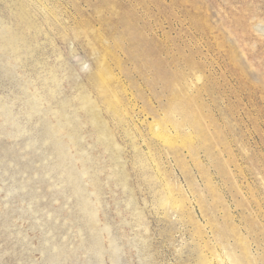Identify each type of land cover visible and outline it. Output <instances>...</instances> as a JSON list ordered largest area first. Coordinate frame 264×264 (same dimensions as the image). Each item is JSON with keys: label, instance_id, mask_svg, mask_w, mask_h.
<instances>
[{"label": "rangeland", "instance_id": "374dc122", "mask_svg": "<svg viewBox=\"0 0 264 264\" xmlns=\"http://www.w3.org/2000/svg\"><path fill=\"white\" fill-rule=\"evenodd\" d=\"M220 263L264 264V0H0V264Z\"/></svg>", "mask_w": 264, "mask_h": 264}, {"label": "bare ground", "instance_id": "6f19581e", "mask_svg": "<svg viewBox=\"0 0 264 264\" xmlns=\"http://www.w3.org/2000/svg\"><path fill=\"white\" fill-rule=\"evenodd\" d=\"M156 126V125H155ZM155 128V127H154ZM156 130H158V129H156ZM157 132V131H156ZM160 132V131H159ZM158 133V132H157ZM170 133V132H169ZM171 134V133H170ZM172 136V135H171ZM157 137L162 141H166L168 138V135H166L165 133H163L162 131L159 133V134H157ZM216 260V259H215ZM219 260V259H218ZM228 263V262H227ZM221 264V263H220Z\"/></svg>", "mask_w": 264, "mask_h": 264}]
</instances>
